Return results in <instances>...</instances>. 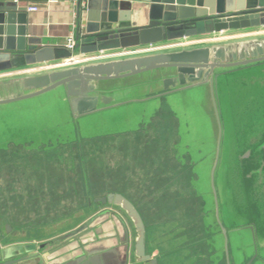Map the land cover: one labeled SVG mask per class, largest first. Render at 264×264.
<instances>
[{
  "label": "water",
  "instance_id": "1",
  "mask_svg": "<svg viewBox=\"0 0 264 264\" xmlns=\"http://www.w3.org/2000/svg\"><path fill=\"white\" fill-rule=\"evenodd\" d=\"M76 15L73 54L92 55L264 27V0H77ZM30 34L26 14L0 3V106L52 93L76 121L117 110L129 103L124 100L127 91L136 89L143 93L136 102L161 103L146 121L138 120V128L158 120L162 112L177 121L167 97L207 88L218 123L211 175L221 216L212 217V224L219 227L227 264L228 238L236 235L240 243L242 232L256 249L245 264L264 259V34L2 75L72 56L65 47L44 45ZM130 80L135 82L113 85ZM198 199L204 211L205 201ZM93 202L119 207L132 223L133 238L125 222L105 210L51 243L0 247V264H128L132 256L137 264H157L146 253L145 226L129 200L107 194ZM231 216L243 220L232 224ZM106 225L109 231H104ZM81 234L87 238L76 246L50 253L54 242Z\"/></svg>",
  "mask_w": 264,
  "mask_h": 264
},
{
  "label": "rangeland",
  "instance_id": "2",
  "mask_svg": "<svg viewBox=\"0 0 264 264\" xmlns=\"http://www.w3.org/2000/svg\"><path fill=\"white\" fill-rule=\"evenodd\" d=\"M141 94L143 93L140 90H128L124 100H128L129 103L116 108L117 110L100 112L76 121H73L68 114L66 104L60 101L58 95L54 96L52 93L32 100L0 106V147L10 149L12 147L10 144L15 145L12 152L7 155L5 151L0 152V195L7 197L13 189L18 191L19 196L25 197V188L31 181L41 186L42 180L48 179L50 182L53 181L57 188L60 187L62 180L66 184L65 200L19 199L16 202L19 211H8L11 208L9 200L2 201L4 203L0 206V247L25 245L31 242L37 244L40 241L51 243L76 230L106 209L118 215L125 225H130L132 229V223L119 207L92 203L88 207V199L122 193L130 197L135 206H148V201L153 203V200L147 201V199L139 201L134 193L137 184L128 185V179L133 181L132 179L136 180L142 176L138 151L143 149V145L152 143L153 139L157 140L154 134L159 135L158 143L163 147L178 142L176 158L179 164L190 166L178 167L180 181L178 186L182 192L179 193L178 199L168 200L167 205L172 203L177 211H200L201 204L198 198L201 197L205 201L204 211H209L207 225H213L212 217L216 218L218 214L221 216V209L218 210L214 198L211 175L216 159L218 123L207 88L187 90L167 97L166 105L177 121L169 113L162 112L156 123L148 127L147 130L151 129L152 132L128 135V129L135 130L138 120L145 118L146 121L155 106L161 104L136 102ZM75 140L77 142H74ZM26 143L35 147L34 154L29 153L31 149L25 145ZM42 143L46 146L51 143H73L75 148L59 153L53 152L59 154L60 162L52 161L50 158V165L42 155L51 152L43 151ZM10 159L13 160L15 167L9 168ZM161 159L165 163L169 160V155L163 152ZM145 179L150 182L156 180L148 175ZM57 181H60V184H55ZM50 182L47 183L49 187L53 186ZM79 186L80 193H78ZM38 188L40 189L39 186ZM37 203L40 208H37ZM43 203L54 205L53 210L40 211ZM57 205L59 210L56 211ZM223 217L226 219V215ZM110 220V217L105 219L107 223ZM230 220L232 224L238 225L243 219L239 216H231ZM58 221H63L64 225L62 229H57V235L52 233L53 236L51 234L52 237L48 241L44 238H36L43 236L39 233L40 228H47L48 224H55ZM107 223L103 222V224ZM225 224L226 227L230 225ZM4 225L10 230L7 235L3 233ZM33 228H39V232L31 231ZM15 231L18 234L22 231L23 235L14 237ZM242 233L244 234L238 245L234 243L232 237L228 238L230 257L239 258L236 256L239 254L240 258L252 259L256 256V249L251 244L247 232ZM86 238L87 235L81 234L76 238L77 240L65 243L54 242L50 253L53 252L52 249L57 250L56 252H65ZM236 246L238 248L235 251ZM257 254L259 257L263 256L261 251Z\"/></svg>",
  "mask_w": 264,
  "mask_h": 264
},
{
  "label": "crops",
  "instance_id": "3",
  "mask_svg": "<svg viewBox=\"0 0 264 264\" xmlns=\"http://www.w3.org/2000/svg\"><path fill=\"white\" fill-rule=\"evenodd\" d=\"M0 3L7 6H14V8H16L18 12L25 13L27 16L28 27H31L33 30V34H30L28 36H33L38 39H41L44 45L65 47L68 37L70 35H75V30L78 21L76 15V0H0ZM30 7H36L38 10L36 12H28L27 9ZM255 30L256 29H248L244 31H230L223 33V36H226L227 39L241 38L246 37L244 34L251 33ZM210 36L211 35L203 36L192 40L196 41V43L209 42L205 40ZM174 43L176 42L165 43L161 45L169 46ZM120 52L122 51L107 52L104 54L111 55ZM75 55H78V58H84L98 56L99 54ZM57 62L45 63L32 67L18 68L9 72H5L4 75H13L17 73L34 72L36 70L48 69L50 65ZM133 82L135 81L130 80L113 83V85H130L133 84ZM155 123L156 119H154L150 124H148L147 127H138L135 130L128 129L127 134L138 135L140 133L145 134L146 132H152L151 129H147ZM175 134L177 136L176 130ZM155 135L157 140L153 139L152 143H149V145H143V149H140L138 151V162L140 163L141 170L143 171L141 173H143L142 176L144 177L140 176L136 180L134 178L132 179L133 181L128 179V185L130 183L137 184V188L134 189V193H136V195L138 196L139 201H144L145 199H147V201L153 200L154 202L149 203L150 201H148V206L143 205L144 207L135 206V204L130 200V197L124 196L122 193H119L124 198L132 202V204L139 212L143 220L145 226L146 253L149 254L152 258L156 259L157 264H227L224 253V242L220 234L219 227L215 224L207 225L206 221L209 215V211H177V208H174V206H172V203H169V205H167L168 200L178 199L180 196L179 193L182 192L181 188L179 189L178 186L180 182L178 180V167L187 168L190 166L188 164H179L176 158V148L178 147V142L173 145H170L169 147H163L158 143L159 135L154 134V137ZM74 142H77V140H75ZM67 143H51L47 146L45 143H42V150L48 153L51 152L47 155L41 153L43 154L42 158L48 161L51 158L52 161L54 160L56 162H60L58 154L59 152L69 151L70 149L75 148L73 143ZM10 145H12V147L10 146V149L0 147V152L5 151L6 155L9 152H12V148L15 145ZM25 145L31 149V152L29 153L34 154L33 150L35 147L29 143H26ZM53 152L58 153L55 154ZM163 152L166 155H169V160L165 163H163L161 159ZM142 155L145 158H149L148 164H146L144 161L143 165L141 161ZM12 161V159L9 160V168L15 167L13 166L14 163ZM49 163L51 165V161H49ZM162 163L165 164V166H163ZM147 175L151 176L152 178L154 177V179L156 180H153L152 182L146 181L145 177ZM48 182H50L48 181V179L42 180L40 186L38 183H33L31 181L30 185L32 187H29L30 185H27V187L25 188V197L19 196V194L17 193L18 191H15L13 189L11 190V192H9V195H7V197L2 196L1 194L0 206L4 203L2 201L9 200L11 208L8 211H19L20 208L19 206H17L16 203L19 199L31 201L65 200V181L62 180L61 185L58 188L54 186L53 181L50 182L53 184V186H47ZM55 184H60V181H57ZM38 186L40 187V189L38 188ZM128 188H130V186ZM2 190L3 189L1 187V192ZM80 192L81 187L79 186L78 193ZM36 206L37 208H40L38 207L40 206L38 205V203ZM45 207L47 208L45 209ZM53 208L54 205L50 206V203L44 205L43 203L40 211H51L53 210ZM57 209L59 210L58 205L55 210L57 211ZM181 218L182 220H180ZM63 225V221H58L55 224H48L47 228H40V232L39 228H33L31 231L39 232L41 235H43L41 237H36L37 239L44 238L48 241V239L52 237L53 234L57 235L58 230L62 229ZM125 226L127 227V229L131 228L130 225L126 224ZM105 227L106 228L104 229V231H109L110 227L108 225H106ZM22 231L19 234L15 231L14 237H16L17 235L18 237L19 235H23ZM130 236L131 238H133V232H131ZM21 238H23V236ZM232 238L234 243L238 245L239 237L236 235H232ZM237 248L238 246L235 247V251ZM236 256H238L239 258L230 257L229 264H245V262L247 261L246 258H240L239 254H236ZM128 264H137L133 261V256L131 257L130 262H128ZM253 264H264V259H261L260 261H255Z\"/></svg>",
  "mask_w": 264,
  "mask_h": 264
},
{
  "label": "built area",
  "instance_id": "4",
  "mask_svg": "<svg viewBox=\"0 0 264 264\" xmlns=\"http://www.w3.org/2000/svg\"><path fill=\"white\" fill-rule=\"evenodd\" d=\"M76 3H77V0H76ZM81 5L83 7L84 3H82ZM37 10L38 9L36 7H30L27 9L28 12H36ZM255 29H256L255 31H253L251 33H246L244 35L245 36H253V35L264 34V27H259L258 29L257 28H255ZM225 38L227 39L226 36H223V33L214 34V35H211L209 38H207L205 41L223 40ZM193 43H196V41L186 40V41L176 42V43L171 44L169 46H163V45L145 46V47L137 48L134 50H127V51L125 50V51H122L120 53L111 54V55H105L103 53V54H99L98 56L78 58V55L73 54L74 46H75L74 36L70 35L66 41L65 48L72 53V56L68 59H65L63 61H60V62H57V63L50 65L49 68L71 65V64L81 63V62H85V61L96 60V59H103V58L112 57V56L114 57V56H121V55H127V54L154 51V50H159V49H163V48L188 45V44H193ZM2 75H4V74H2Z\"/></svg>",
  "mask_w": 264,
  "mask_h": 264
},
{
  "label": "flooded vegetation",
  "instance_id": "5",
  "mask_svg": "<svg viewBox=\"0 0 264 264\" xmlns=\"http://www.w3.org/2000/svg\"><path fill=\"white\" fill-rule=\"evenodd\" d=\"M141 161H142L143 165H144V161H145L146 164H148V163H149V158H147V157L145 158V157H143V155H142V157H141ZM139 164H140V163H139ZM79 190H80V188H79ZM105 196H106V195H105ZM105 196H104V197H105ZM98 198H101V197H98ZM98 198L88 199V204H89V206H91V203H92V204H95L93 201H94L95 199H98ZM89 201H90V203H89ZM95 205H101V204H95ZM6 227H8V226H7V225H4V226H3V233L7 235V234L9 233V231L6 232ZM8 228H9V227H8ZM0 238H1V237H0Z\"/></svg>",
  "mask_w": 264,
  "mask_h": 264
}]
</instances>
